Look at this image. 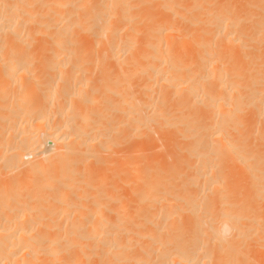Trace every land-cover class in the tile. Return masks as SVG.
<instances>
[{"label":"bare ground","instance_id":"bare-ground-1","mask_svg":"<svg viewBox=\"0 0 264 264\" xmlns=\"http://www.w3.org/2000/svg\"><path fill=\"white\" fill-rule=\"evenodd\" d=\"M204 1L203 17L213 12L210 0ZM251 2L258 11L250 25L243 24L244 17L225 8L229 1L224 4L227 6L220 5L217 16L196 37L201 46L195 50L189 46L188 33L185 35L180 27L168 23L167 16L178 13L177 3L172 0H160L152 6L154 11L160 9V15L157 21L153 17L155 22L146 28H139L126 12H114L122 4L128 10L130 0H0V74H7L6 79H0V125L14 128L20 123L24 128L10 134V141L6 138V143L0 142V149H6L7 156L0 152L5 154L7 166L10 163L8 173L26 172L20 179L16 176L17 180L10 178L0 184V264H213L217 254L227 256L224 264L259 263L258 249L254 251L249 243L264 222L259 217L264 212L259 211L261 206L255 199L264 176L248 184L242 180V172L253 176L263 169L264 149L252 143L253 132L243 140L236 134L230 137L236 130L239 133V128L264 125V76L259 69L255 71L256 67L253 72L247 71L259 55L248 54L242 61L245 63L240 61V54L249 43L248 33L264 32V1ZM37 37L45 43L37 46ZM131 54L137 55L138 60L129 61ZM37 56L45 60L35 62ZM88 58L93 63L88 64ZM191 63L196 65L194 70L190 69ZM99 64L100 84L92 77ZM130 64L142 66L144 83H133ZM46 80L52 82L46 88L40 86ZM157 81L162 82L167 94L155 98ZM90 92L97 97L93 99ZM115 92L121 95V103L118 100L110 106L102 96ZM179 92L186 93L182 104L190 113L198 98L209 106L208 111L196 115L195 123L207 117L211 122L199 128L198 123H192L183 132V139L190 140L186 145L181 140L186 156L195 160L183 162L177 158L179 154L172 152L179 170L171 185H155L139 175L125 178L123 183H142L143 189L127 194L115 211L118 207H112L115 202L110 196L115 190H108L111 186L101 188L109 180V171L105 172L107 175L102 172L94 176L93 164L102 162L100 149L106 150L111 133L127 125L132 128L131 135L141 136L142 128L158 133L161 128L153 129L151 124L166 119L167 112L154 111L152 117L149 112ZM88 95L91 100L87 104ZM141 97L148 101L144 103ZM97 105L113 109L120 105L124 113H118L124 116L112 121L107 130L111 116L96 121L106 112H93ZM251 106L255 108L254 115L247 118L245 114L244 120L242 115L236 117ZM12 112L15 118L9 116ZM259 134L264 140V132ZM182 143L175 144L181 147ZM146 146L140 145L139 149ZM34 156L35 161L41 158L38 163L32 164L33 159L25 161ZM150 160L146 164L135 163L142 164L146 172L158 169L156 162ZM86 163H93L89 164L93 172L86 168L88 164L83 168ZM121 165L116 169H128L126 163ZM1 168L5 170L4 165ZM76 177L85 178L79 182ZM194 180H200L202 192L223 190L222 205L215 208L213 201L200 203L199 193L192 197L178 192L179 186ZM79 184L82 190L77 193L75 186ZM33 187L34 194L27 196ZM87 187L92 189L87 191H93L91 195L86 193ZM23 189L25 197L36 203L34 207L27 199V207L22 203ZM43 190L58 193L45 199ZM104 196L107 201H100ZM134 198L137 205L148 202L160 208L147 213L142 221H134L132 211L126 213ZM51 200L54 206L49 208ZM109 208L114 209V216L105 212ZM183 213L188 219L183 218ZM130 224L133 225L129 229L126 226Z\"/></svg>","mask_w":264,"mask_h":264},{"label":"rangeland","instance_id":"rangeland-1","mask_svg":"<svg viewBox=\"0 0 264 264\" xmlns=\"http://www.w3.org/2000/svg\"><path fill=\"white\" fill-rule=\"evenodd\" d=\"M97 1H100V0H97ZM130 1L132 2V5L129 6L130 8L128 7L129 8L128 10H126V6H124L122 4V5L117 6L115 8L114 12H117V13L126 12L130 17L131 16L133 17V19L135 20V22H137V24L139 25V28H142V27L143 28H146L152 22L157 21V19L159 17L158 15H160V9H159V11H157L155 9L157 11V13H155L156 11H154V7H152V6L153 5L155 6V4H159L160 0H130ZM141 1H143V2H141ZM157 1H158V3H157ZM188 1H190V0H182V1H180V0H172V2H176L177 3L176 5L178 7H177L176 10L178 11V13H176V15H171L170 13H168V14H170V16H167V18H169L168 19V21H169L168 23L170 25L173 26V24H174V26L176 25V27H180L179 29L183 30L185 32V35L188 33V36L187 37L189 39L188 41H190L189 46L192 47L195 50H198L200 48V46H201V43H197V41L195 40L196 37L201 33V31L204 28H206L208 26L209 22L212 21V17L213 16L214 17L217 16V13H218L217 11H220V9L222 8V7H220V5L221 6H227V5H224V4L225 3L227 4L228 1H229L228 6L225 7V8H227L228 11L230 10V12L232 11L233 13L232 12L231 13L234 14V15H236L237 17L238 16L240 18L241 17H244L243 18L244 19L243 22H245V23H243V24H247L248 23V25H250V24H252L254 22V20L256 19L255 16H254V13H257V11H258V8H257L258 6L252 4V2H251L253 0H215V2H214V0H210L209 1V5L212 6L213 12H207L206 13L207 15L205 14V17H203V16H201V14L203 13L202 11L205 8L204 5H205L206 2L204 0H199V1H201V3L199 1L196 3V1H194V0H191L193 2H191V1L188 2ZM202 1L204 3H202ZM133 5H135V6H133ZM211 6H210V9H211ZM215 14H216V16H215ZM263 16H264V14H263ZM153 17L156 18L155 21L152 20V19H154ZM260 20H262V18ZM242 29L243 28L240 29V32L238 30V32L241 33L243 31ZM37 38H38V39H36L37 42L35 41V43L38 44L37 46L43 45L45 43V40L43 42V38L42 37H37ZM246 40L249 43L246 42L248 44V46L246 47V49L244 51L241 52V54H240V61L242 62L243 59L246 57V55L248 56V54H257V55H259V57L256 58V61L254 60L255 63H254V61H253V63H250L249 62L251 65H249V66L247 65L248 68L250 67L249 69L247 68V71L249 70L248 72H251L252 69L256 67L255 68V71L258 72L260 70V72L264 76V68H263V66H264V60H262V59H264V32H262V31H256L255 32L254 31V32L248 33V36H246ZM101 48H98V50L101 49ZM101 51H102V49H101ZM128 57H129V61H131V62L138 60L137 59L138 56L137 55L135 56V54H131L130 56L128 55ZM41 59L45 60L44 58H42V57L40 58L39 56H37V57H35L34 61L35 62H41ZM90 60H92V59H90V58L87 59V63L88 64L93 63ZM240 61H239V63H241ZM150 62H152V59H150ZM242 63H245V62H242ZM249 63H247V64H249ZM99 66H101V64H99L97 66V69H96L95 73L92 76V77H94V79L92 78L93 80L96 81V79H97L96 82L98 84H100L99 82H101L100 79L98 80V78L101 77L100 67ZM98 67H99V69H98ZM195 67H196V65L194 63H191L190 69L191 70H194ZM128 69L131 72L134 73V75H133V81L134 82L133 83H135V84H138V83L139 84H142V83H144L146 81V79H145L146 78V74H144V73H142L140 71V70H142V66L141 65L136 66V65H131L130 64V65H128ZM261 70H263V71H261ZM5 72H2V73H5ZM2 73L0 74V79L1 78L6 79L5 77H6L7 74H3L2 75ZM247 75H248V77L250 76L248 73H247ZM95 76H96V78H95ZM248 77H246V79ZM242 79L245 80V78H242ZM143 80H145V81L142 82ZM243 80H241V81H243ZM95 81H93V84H97ZM49 82H52V81L51 80L50 81L49 80L48 81L47 80L46 81H42L41 84L42 83H44V84H42V85L40 84V86H42V87L44 86L45 87V85L48 84ZM155 86H156L155 89H157V91H155L154 93L156 94V92H157V94H158V95L156 94V97H155V94H154V97L155 98H157V96H160V94L161 95L167 94V92L164 91V89L161 87L162 86V82L161 81H157V83H156ZM46 87H47V85H46ZM135 89L134 90L136 92H138L137 88H135ZM118 93L119 92H115V93H111V94H104L102 97H104V99L107 98L105 100H108L109 101L110 106H114L113 104L114 103H118L117 102L118 100H119V104L121 103V100H120L121 99V95H119ZM90 94H91V92H90ZM92 94H91V97L93 96ZM96 95H99L100 96L101 93H97ZM184 95H186V93H184V92H179L178 94L171 95L166 100L165 103H163L161 105L157 104L154 107H152V109L150 108L152 110V113L149 112V115L151 117H152L151 114H153L154 111L155 112H161V110H163V111H166L167 112V118L166 119L161 120V121H158L155 124H153L154 122L151 124V128L153 127V129L156 126L158 128H161V130L158 133L151 132L150 130L148 131V129L142 128L141 129V133H142L141 136H137V135H133V134L131 135L130 134L131 132L129 133V131H130L129 129H132V128L129 127V125H127L125 127L122 126L123 128H120V130H117V131L111 133V135H110L111 136L110 137V141L108 142V146L106 147V150L104 149L105 147L102 148V149H100L101 150V153L99 154L100 156L99 155L98 156H99V158L101 157L100 159L102 160V162L100 161V162H98L96 164L91 163L94 166L91 165L90 163H86L85 166L84 165H81L82 167L84 166L83 168H85L87 166V164H88V167H86V168H89L90 167L89 170L92 169L91 172H93V167H94L95 168L94 171L96 172V173H94V176L95 175H98L99 173H102V172L104 174H106L105 172L109 171V172H107L108 175L107 174L106 175L108 176L109 180L111 179V181H112V177L115 176V178H116L121 173V176H119V178L118 177L116 178V184L114 183L115 182V178H113L114 180L112 182L108 180L109 182L107 181L103 185V187H101V188H105V190H106L107 186H111L112 188L110 187V189H108V190H111V189H114L115 190V193L112 194L113 196L110 195L111 198H112V201L114 200L115 204H117V206H116L115 204L111 203V205H113L112 207H114V208L118 207V208L115 209V211L120 209L121 205L124 202V197L125 196H128L127 194L133 193V192H138V191H141L140 189H143L142 188V183H140L141 185L140 184H137V186H135L133 184H127V183L125 184V182L123 183L122 181H125L127 179V177L129 179V176L131 178L133 175H135L136 177H137V175H139L142 178H146L148 181L153 182L152 184L155 183V185H157L159 183H162V184H170L171 185L174 182L173 176L179 170L178 166L174 162L175 160L173 158H175V156H173V154H175V155H178L179 154L178 155L179 157H177V158L178 159L181 158V159H179L181 161H183L184 159H186V161L188 160L190 162L195 160L194 158H190V157H189V159H191V160H189L188 157L186 156L187 154L184 151V146L186 144L190 143V140H187L186 141V140L183 139V137H182L183 136V132H186V130L189 129L188 127L192 123L193 124L195 123V121H196L195 120L196 119V115L197 114H202L203 112L205 113L206 111H208L209 106L207 105V103L205 101H203V99L198 98L196 100L195 104H194V107L192 109V113H190L189 110L184 107V104H182V96H184ZM96 97L97 96H95V94H94L93 99L96 98ZM90 100H91L90 99V95H88L87 96V104H88V102ZM141 100L145 103V102L148 101V98L147 97H141ZM101 106L100 105L94 106L93 112H96V110L97 111L104 112V110H105L106 111L105 114L102 113L101 117H99L98 120L95 119V118L94 119L99 122V121L102 120V117L103 116L107 115L109 117V115H110L111 117H109V119H108L109 120L108 121V124L109 125L107 124V126H109V127H106L107 130H108V128H110L112 126V124H113V122H115V120H118L120 118L122 119L123 118L122 116H124V114H123L124 113V111H123L124 108L122 110H120L121 109L120 108L121 107L120 105L115 106V108L117 107L116 109H113L112 107L106 108V106L104 107L103 105H101ZM94 109H95V111H94ZM241 111H243V112H240V113H243V114H240L238 112V114L236 113L237 114L236 117H240L242 115L240 117V118H242V117H244L245 114H247L248 116L245 115V117L248 118L251 115H254L255 108L253 106H251V107H247L246 109H242ZM118 112H123L122 113L123 115L121 113H118ZM119 114L121 116H119ZM116 115L118 116V118H117ZM9 116H12L13 118H15L16 114H15V112L14 113L12 112V113H9ZM150 116H148V117H149V122L151 123L150 120H152V119L150 118ZM13 118H11V120ZM96 118H98V117H96ZM244 119H246V118H244ZM34 121H36V120L34 119L32 122H34ZM8 122H10V121H8ZM32 122H31V125H33L34 123L36 124V122H34V123H32ZM210 122H211V118L210 117H207V118L201 119L199 122H197L198 124L195 123V125L197 124L196 126L199 128L200 126H202V124H208ZM0 124L2 125V123H0ZM1 125H0V132L1 133L3 132L2 134L0 133V135H1L0 136V142H1V144H2V142H4L6 140V138H9V136H11L10 134H13L14 133V135H15L16 133H19V131L22 132L23 129H24L23 126L20 123L17 126H14V128H11L13 126H7L6 125L7 127H5V125L4 126H1ZM153 125H155V126H153ZM262 126H264V125H261V126L258 125L257 128L256 127L255 128L254 127L253 128L252 127H248L245 130L239 128V133L236 130L237 133L236 132L235 133H230V137L234 138V136H235L234 134H236V135L239 136L240 139L243 140V137L248 136L249 133H252L253 132L254 138H252V139H254V140L252 141V143L255 142L254 145L257 144L256 147L258 146V147H260V148L262 147L264 149V140L261 139L263 133H262V135L259 134L262 131L264 132V127L262 128ZM153 129H151V130L154 131ZM198 132L199 131H197L195 133L197 134ZM195 133L193 135H195ZM125 135H126V138H124ZM258 135H260V136H258ZM238 136H236V137H238ZM15 137H13V138L11 137V139H14ZM122 139H123L124 142L122 141V142H120L118 144V141H121ZM240 139H239V141H240ZM15 140H19V139H15ZM179 140L180 141L181 140L184 141L183 143L185 145L183 146L182 141L180 142ZM7 141H10V138ZM176 142H177V144L182 143V145L180 144L181 147L180 146H177L175 144ZM4 143H6V141ZM174 144L176 145L177 148L175 147ZM105 145H103V146H105ZM140 145H145V146L147 145V146L146 147H143V149H139V146ZM0 150H2V149H0ZM2 151L5 152L6 149H4ZM1 152H0V157L1 156L2 157L0 158L1 159L0 161L3 162V165L5 167V170L3 168H1L3 165L0 162V184L2 183L3 180L7 181V180H9L11 178L12 181H15L18 178L20 179L21 178L20 176H23L24 177L26 175V172H24L23 170H17V171L15 170V171H11L10 173L7 172L8 170L9 171L11 170V167H9L10 166V163L7 166V163L4 162V159L6 157L3 156V155H5V154H3V153L1 154ZM172 152H175V153L172 154ZM171 154H172L173 157H171ZM6 156H7V153H6ZM30 157H32V156H30ZM30 157L25 158V161H26V159L27 160L29 159L28 161L30 162V161H32L31 159H33L34 162L32 164L36 163L37 161H39L41 159V158H37L39 160L35 161L36 160V157L35 156L33 158H30ZM148 159L149 160L151 159L153 162H156V165L155 166L162 167V169H165V170H162L161 171V169L158 167V169H156V170L153 169L150 172H146L145 171V168L142 166V164L143 163L146 164L149 161ZM139 161L142 164L141 165H136L135 162H139ZM123 163H126L127 164L128 169L126 168V171L123 168H120L121 170L120 169L117 170L116 168H118L119 165L121 167H123L121 165ZM30 164L31 163H29V165ZM71 164H73V162ZM74 164H75V162H74ZM89 164L91 166H93V167H91ZM111 166H112V168H108V167H111ZM110 169H112V170L110 171ZM127 171H128V173H127ZM115 173H117L118 175L117 174L115 175ZM122 173H125L127 176L124 177L125 175L122 174ZM83 174H84V172H83ZM247 175H248V178L249 179L247 178ZM251 175L252 174H249V173L247 174L245 172H242V180L244 182H246V183L249 184L252 181V179L255 180L257 177H260V178L263 177L264 176V167H263L262 170H257V172H255L253 176H251ZM16 176H18L17 179L14 178ZM78 177H80V175ZM13 178L15 180H13ZM82 178L84 179L85 177H82ZM120 178H121V181L120 182H117V179L119 181ZM122 178H124V179H122ZM83 179L80 180V179L77 178L76 180L77 181H79V180L82 181ZM131 179H133V178H131ZM263 184L259 187V192L256 193L255 199H256L257 203H260V204H258L259 206H261V207L258 206L259 207V211L262 210L264 212V210H263L264 209V185ZM200 185H201L200 180L199 181H197V180L188 181L186 184H182L181 186H179V188H178L179 191L178 192H180V194H182V195L185 194L187 196H192V197H194L195 195H197L199 193V198H200V201H201L200 203H205V202H208V201H213L214 204H215L214 205L215 208H218L219 206L222 205V201H223L222 195L224 193L223 190H221V193H217V192H212V193H207L206 192L205 193V192H202L200 190ZM134 186L137 187V188L134 189L135 188ZM92 187H93V185H92ZM32 189H31L32 191L29 192V194L27 192V196L31 197V195L34 194V192H35L34 187ZM88 189H85L86 190V193H87V191L92 190V189H89V190ZM77 190L78 191L79 190H82V186L80 185L78 187L76 185L75 186V191L78 193ZM21 191H22L21 192L22 193V196L24 197V199H22V201H23L22 203L24 204V202H25L24 205L26 206L27 203L30 202L31 205H32L31 207H34L36 205V203L35 202L32 203L33 200L31 198L28 197V199H27V197H25L26 196V192L23 193V191H25L24 189L21 190ZM26 191H27V189H26ZM45 191L44 190L42 191L43 192L42 193V196H44L45 199H46V197H48L50 195H53L54 193H55L54 196H56L57 195L56 193H58L57 190L56 191H51V192H53L52 194H51L50 191L47 192L48 190L46 192ZM59 192H60V190H59ZM79 192H81V191H79ZM91 193H93V191H91ZM91 193L88 192L87 194H90L91 195ZM176 195H178V194H176ZM54 196H52V197H54ZM104 197H101L100 198V201L101 200L103 202L107 201V200H105V199H107V197L106 196H104ZM25 199H27L29 202H26L27 200H25ZM51 202H52V200L50 201V205H48L49 208L51 206H54V205H52ZM53 203H55L54 200H53ZM83 203L85 204V202H83ZM87 203H88V201H87ZM91 203L92 202H89V204H91ZM130 203H133V204H130L129 208L127 207L128 209H127L126 213L130 214L129 211H132L130 215L135 216V217H133L134 221H142L143 218L149 214V212L156 211V209H154V208H157V207L160 208V206H157V207L155 206L154 207V206H152V204H150L148 202H145V203H142V204L140 203L139 205H137L136 204L137 201L135 200V198ZM79 204H80V202H79ZM112 209L113 208H109V209L105 210V212L107 211L106 213H109L108 215L114 216V211H112ZM153 213H155V212H153ZM88 214H91V213L88 212ZM133 214H135V215H133ZM263 214H262V216H261V214H259V217L262 219V221H264V215ZM182 215H183V218L185 217L186 219H188L187 218L188 217L187 215L184 216V213ZM186 219H184V221ZM184 221H179V222H184ZM132 225L133 224H130V226H126V227L127 228L129 227V229H130V227ZM215 225H218V224L215 223ZM166 227H168V226H166ZM62 228L65 229V226H62ZM263 237H264V222L262 223V225H260V226L257 227V229L255 231V234H253L252 240L249 243V244L252 245V249L254 251H256V249H258V251H256V257L259 258L260 261L263 260L261 262L259 261V263L257 261H255V264H264V246H263V244H264L263 243L264 242V238ZM133 243L135 245H138L139 244L137 241H134ZM226 259H227V256L226 255H223L222 257H220L219 254H217V255H215V258L213 260V264H224L225 261H226Z\"/></svg>","mask_w":264,"mask_h":264}]
</instances>
